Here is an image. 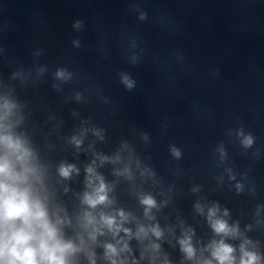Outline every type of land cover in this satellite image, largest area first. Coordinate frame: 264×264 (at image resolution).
I'll return each instance as SVG.
<instances>
[{"label":"clouds","instance_id":"9594fccd","mask_svg":"<svg viewBox=\"0 0 264 264\" xmlns=\"http://www.w3.org/2000/svg\"><path fill=\"white\" fill-rule=\"evenodd\" d=\"M80 24L81 22L77 21L75 26ZM125 83L129 88L132 87L127 78ZM3 107L4 114L0 115V264H77V253L85 251L80 246L84 244V240L81 238L78 245L73 239L67 238L63 231L66 221L50 214L43 169L27 142L12 131L13 125L3 123L8 119L13 106L6 102ZM76 143L79 144V141ZM247 143H251V140ZM72 170V166L62 165L59 173L68 178ZM86 171L89 173L88 183L91 186L94 170L89 167ZM96 179L100 181L99 185L91 193L86 192L83 198V203L91 209L108 202L107 187L103 179L99 176ZM142 203L146 209L155 206V201L150 197L143 199ZM216 213V208L208 212L213 231L224 237L235 236L237 229L230 227L225 220L216 218ZM119 215L121 219H126L122 211ZM81 227L85 231L91 229L89 239L93 242L97 234H103V228H107L113 236L121 230L126 234L130 232L127 228L122 229L115 217L104 213H100L97 221L91 212H85ZM152 232L157 237L161 235L157 228H153ZM142 233L146 234L143 227L139 229L137 236ZM181 245L187 256L192 258L194 249L189 239L182 240ZM209 248L216 264H236L233 255L235 248L225 243L224 239L213 241ZM125 250H129L127 244L121 249ZM240 251L242 255L239 264H258L259 257L246 251L243 244ZM85 254L89 258V264H95L92 258L94 253ZM116 255L115 246L105 245V256L111 264H117V260L113 259ZM120 264L124 262L121 261ZM205 264H212V260L206 261Z\"/></svg>","mask_w":264,"mask_h":264}]
</instances>
